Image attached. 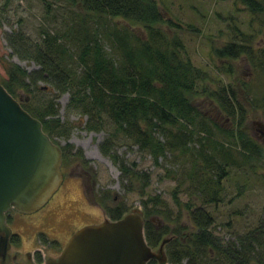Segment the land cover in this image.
I'll return each mask as SVG.
<instances>
[{"label": "rangeland", "instance_id": "rangeland-1", "mask_svg": "<svg viewBox=\"0 0 264 264\" xmlns=\"http://www.w3.org/2000/svg\"><path fill=\"white\" fill-rule=\"evenodd\" d=\"M156 2L163 21L153 26L165 36V41H157L158 44L204 74L195 92L188 94L199 110V117L189 124L180 120L193 131L184 147L156 155L119 135L111 143L109 153L103 154L100 144L110 137L112 123L102 115L95 120L101 125L98 129H87L88 116L71 106L69 91L56 97L54 87L48 81L39 80L35 89L32 86L26 91L16 87L13 95L36 112L55 100L56 119L66 130L62 133L49 128L50 136L65 149L66 157L73 159V169L84 176L89 190V201L81 200L74 205L75 209L65 206L64 197L53 201L63 203L48 220L54 226L56 237L64 234L67 223L78 226L110 218L107 207L126 212L138 208L143 218L152 219L157 228L165 230L162 238L170 237L164 245L165 264H185L186 258L177 262L168 256L175 248L182 249L195 232L188 216L194 207L201 206L212 215L211 230L223 242L249 231L261 235L260 231L264 230V142L254 125V121L264 122V12H252L239 0ZM125 30L130 44L148 40L141 24L87 12L78 0H0V82L7 80L10 63L28 72L40 67L32 59H22L12 53L7 42V35L12 32L22 31L33 45H39L45 33L54 35L66 49L68 67L82 70L86 65L80 62L79 55L85 42L97 41L106 57L121 63L123 53L116 35ZM230 42L243 45L248 51L235 58L218 56L216 50ZM223 87L231 90L230 96L244 109L242 126L236 132L242 130L253 140L256 144H253L256 151L253 154L242 151L239 139L238 144L230 142V132L235 130L239 114L229 115L219 103L216 93ZM201 121L207 124L210 133L200 130ZM167 127L169 133L177 130L176 124ZM155 134L161 141L165 140L158 132ZM213 141L222 142V150L216 144V150L210 147ZM205 148L210 153L213 151L217 155L216 163L224 167L219 182L217 169L209 167L201 156ZM78 149L84 158L77 155ZM96 150L105 161L97 158ZM118 159L128 167L127 172L120 169ZM66 186L67 191L71 190L69 196H78L75 181ZM30 233L29 230L21 232L22 242L11 247L10 253L18 250L20 260H25L26 250L32 252L39 248L45 257L57 252L56 245H39ZM254 249V253L247 254L244 264H264V244ZM208 256L204 264H236L214 251Z\"/></svg>", "mask_w": 264, "mask_h": 264}, {"label": "trees", "instance_id": "trees-1", "mask_svg": "<svg viewBox=\"0 0 264 264\" xmlns=\"http://www.w3.org/2000/svg\"><path fill=\"white\" fill-rule=\"evenodd\" d=\"M82 8L96 15L120 17L130 22L141 24L146 30L148 40L138 45L128 42V32L122 31L116 35L118 47L123 53V60L117 63L106 57L97 41L93 44L85 42L79 55L80 62L86 66L82 70L69 68L68 55L59 39L50 33H45L39 45L31 44L22 31L7 35V42L12 53L22 59H32L40 67L26 71L15 63H10L7 80L2 84L9 93L14 94V88L19 87L30 91L36 88L39 80L48 81L58 93L69 91L71 106L79 108L88 116L86 128L98 129L101 125L96 118L104 115L113 125L110 137L100 144L103 154H108L111 143L119 135L130 139L142 149L156 155L184 147L191 139L193 131L180 120L194 123L200 113L193 106L188 94L195 92L198 80L204 76L202 71L189 61L181 60L175 52L162 49L157 41H165L163 33L154 28L155 23L163 21V15L156 0H78ZM252 12H264V0H239ZM126 29V28H124ZM248 49L243 45L230 42L216 50L220 57L235 58ZM229 88H220L216 93L219 103L231 116L239 119L235 122V130L230 132V142L238 144L242 151L248 154L256 152L253 140L243 131H237L242 126L244 109L235 98L230 96ZM14 96V95H13ZM15 97V96H14ZM16 98V97H15ZM55 100H51L42 109L30 110L21 101V105L42 123L43 130L50 136L49 128L65 132L66 127L60 125L55 109ZM47 117H52L49 119ZM176 124L177 130L169 133L167 126ZM207 124L200 122V130L210 133ZM164 137L161 141L155 134ZM183 133L181 137L178 134ZM51 137V136H50ZM168 137V138H167ZM178 137V138H177ZM221 150L223 143L213 141ZM254 144V145H253ZM257 148V147H256ZM216 150V149H215ZM78 156L84 157L81 150ZM204 162L212 169H217L216 181L224 175V167L216 163L217 155L205 148L201 153ZM120 169L127 172V166L118 159ZM111 219H117L126 211L123 209L105 208ZM190 222L196 229L182 249L175 248L169 253V259L180 262L186 258L185 264H204L209 260L208 253L214 251L228 257L236 264H244L247 254L254 253V247L264 244V230L261 235L255 231L237 235L234 240L223 242L211 230L214 222L212 215L201 206L194 207L188 213ZM144 219V235L147 243L153 248L161 242L165 230L155 225V222ZM170 241V240H169ZM168 241V242H169ZM167 242V243H168ZM181 252V253H180ZM257 257V256H256ZM260 256H258V260ZM262 260V259H261ZM150 259L148 264H156Z\"/></svg>", "mask_w": 264, "mask_h": 264}, {"label": "water", "instance_id": "water-1", "mask_svg": "<svg viewBox=\"0 0 264 264\" xmlns=\"http://www.w3.org/2000/svg\"><path fill=\"white\" fill-rule=\"evenodd\" d=\"M254 125L264 142V122ZM60 166L61 147L0 82V264L10 258L6 212L31 213L42 207L62 181ZM169 240L164 237L154 250L136 208L117 219L82 226L57 257L43 264H148L150 259L165 264L164 245Z\"/></svg>", "mask_w": 264, "mask_h": 264}, {"label": "flooded vegetation", "instance_id": "flooded-vegetation-1", "mask_svg": "<svg viewBox=\"0 0 264 264\" xmlns=\"http://www.w3.org/2000/svg\"><path fill=\"white\" fill-rule=\"evenodd\" d=\"M76 153L78 155L77 150ZM72 162L73 159L67 158L65 149L61 147L60 169L61 171L63 170L62 181L57 190L50 197V199L42 207L31 213H22L17 210L6 212L5 222L10 228V234L8 237V241L10 243L8 253L10 258L5 264H43L47 259L57 257L60 254L65 243L75 231H77L84 225L91 224V222H84L78 226H75L74 224L67 223L66 228L63 230L64 234L59 238L56 237L53 233L54 226L49 224L48 222V220L51 218L50 215L55 213V208L57 210L58 205L59 207L63 205V203L60 204V202L58 201H55L56 203L54 204L53 201L55 199L64 197L67 203L65 206L68 208H71L81 200L84 202L89 201L90 195L89 190L86 188L84 176L79 174L77 170L73 169L74 165L72 164ZM67 163H69V165H67ZM66 166L67 170H65ZM75 166V168L78 167L77 165ZM70 173H74L75 176L70 175ZM71 181H75L78 184L79 190L77 191L78 196L76 197L69 196L71 190L67 191L66 184ZM66 197H68L67 200ZM73 209H75V206ZM46 228L52 230V233L49 232ZM18 230H20L21 232L29 230L31 232L30 235H33V239L36 240L39 245H56V247H58L57 252H55V254L53 255H48L47 257H45V255L42 254L41 249L39 248L34 249L32 252H30V250H26L24 253L25 260H20L18 250L13 254L10 253L11 247H16V245H19L22 242V234Z\"/></svg>", "mask_w": 264, "mask_h": 264}, {"label": "bare ground", "instance_id": "bare-ground-1", "mask_svg": "<svg viewBox=\"0 0 264 264\" xmlns=\"http://www.w3.org/2000/svg\"><path fill=\"white\" fill-rule=\"evenodd\" d=\"M96 152H97V150H96ZM96 152H95V154H96ZM96 156H97V158L99 160L105 161L104 157L100 153L97 152V155Z\"/></svg>", "mask_w": 264, "mask_h": 264}]
</instances>
